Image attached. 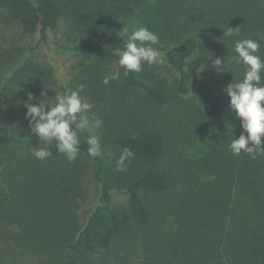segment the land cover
I'll list each match as a JSON object with an SVG mask.
<instances>
[{
    "label": "trees",
    "instance_id": "16d2710c",
    "mask_svg": "<svg viewBox=\"0 0 264 264\" xmlns=\"http://www.w3.org/2000/svg\"><path fill=\"white\" fill-rule=\"evenodd\" d=\"M0 20L40 43L51 33L54 52L76 59L59 88L50 64L0 48L2 64L17 60L0 70V264H264V155L230 150L242 129L223 91L245 72L231 62L236 40H258L264 58V0H0ZM130 20L159 37L164 67H119ZM81 84L101 125L79 133L69 162L31 133L23 102ZM88 135L102 157L88 155ZM45 146L53 155L37 160ZM125 148L134 157L118 171Z\"/></svg>",
    "mask_w": 264,
    "mask_h": 264
},
{
    "label": "clouds",
    "instance_id": "9594fccd",
    "mask_svg": "<svg viewBox=\"0 0 264 264\" xmlns=\"http://www.w3.org/2000/svg\"><path fill=\"white\" fill-rule=\"evenodd\" d=\"M223 35L232 37L239 35V28L228 27ZM124 43V50L120 53L118 65L125 74L129 72L139 73L142 65H152L159 62V37L145 26H137L131 33L126 29L118 34ZM260 43L253 39H239L235 41V53L232 61L236 65H244L243 78L238 81L233 79L224 88V93L230 98L229 108L234 116L240 121L242 131L238 138L233 139L229 145L234 155L239 156L241 152L247 153L255 159L258 155H264V58L257 53ZM210 56L207 58V60ZM206 60V61H207ZM206 64V63H205ZM225 59L216 56L211 60V69L217 73L224 72ZM205 68V65L202 69ZM202 69L197 71L199 73ZM229 72V71H228ZM120 71L117 70L106 76L103 83L108 84L110 80H118ZM84 85L78 86L77 90H69L64 94H57L55 101L51 102L42 97H49L45 91L40 93V98H35L31 92L27 94V100L23 102L26 108L25 119L32 134L38 141L45 145L55 144L58 153H61L69 161H75L81 151V140L79 133L89 127L98 128L101 121L94 123L89 119L88 113L93 105L83 100L80 92ZM36 100L33 103V100ZM88 155L102 157L100 137L88 135L85 139ZM32 155L37 160H47L53 153L49 147H33ZM134 153L125 148L117 162V170H126V161L131 163Z\"/></svg>",
    "mask_w": 264,
    "mask_h": 264
},
{
    "label": "rangeland",
    "instance_id": "374dc122",
    "mask_svg": "<svg viewBox=\"0 0 264 264\" xmlns=\"http://www.w3.org/2000/svg\"><path fill=\"white\" fill-rule=\"evenodd\" d=\"M137 26H141L138 21L130 20L124 26V28L129 33H131V31ZM47 37H48L47 43L46 42L40 43V35L38 33H36L33 37L23 38L22 34L14 24L0 20V48H2L3 50H7L15 47L16 45L24 47L25 59L33 58L34 60H38L40 63L43 62L46 64H50L54 70L58 87L67 88L68 73L70 69L76 64V59L71 56H60L56 54L54 50L57 47L62 46L63 42H61L58 38H55L51 33H48ZM158 59L159 62L154 63L150 66L151 67L156 66L160 69L164 67L165 62L161 52H159ZM16 62L17 60L7 64L6 63L2 64L1 61L0 62L1 72H7V71L11 72L15 67ZM172 76L173 74L168 75L169 78H171ZM82 132L88 133V130L85 129ZM125 201H126V196L124 194H116V193L113 194V202L115 204H122Z\"/></svg>",
    "mask_w": 264,
    "mask_h": 264
}]
</instances>
